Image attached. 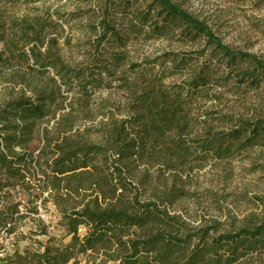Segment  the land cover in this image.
I'll use <instances>...</instances> for the list:
<instances>
[{
    "label": "trees",
    "instance_id": "trees-1",
    "mask_svg": "<svg viewBox=\"0 0 264 264\" xmlns=\"http://www.w3.org/2000/svg\"><path fill=\"white\" fill-rule=\"evenodd\" d=\"M90 17L95 37L77 64L65 60L52 34L60 24L23 20V59L38 80H20L29 94L21 90L0 104V229L14 233L25 217L20 203L6 202L9 190L34 189L27 211L36 214L39 199L44 207L50 202L66 242L47 235L36 248L14 250L7 264L77 263L79 255L86 264H264V217L222 232L193 226L173 210L185 192L135 171L138 164L175 170L192 156L227 159L264 147V58L225 44L174 0H103ZM160 38L197 48L132 62L128 77L126 42ZM111 80L124 100L100 102L98 140H84L77 119L95 116L92 93ZM227 91L257 99L237 114L195 112L201 100Z\"/></svg>",
    "mask_w": 264,
    "mask_h": 264
},
{
    "label": "rangeland",
    "instance_id": "rangeland-1",
    "mask_svg": "<svg viewBox=\"0 0 264 264\" xmlns=\"http://www.w3.org/2000/svg\"><path fill=\"white\" fill-rule=\"evenodd\" d=\"M102 1L0 0V59L4 61L0 64V104L21 90H26L29 94V89L20 83V80H38L36 73L28 68L31 62L23 59L22 48L28 52L29 46H24V38L21 37L26 24L23 20H53L60 24L61 27L56 29L57 33L52 34L59 35L61 53L65 60L70 64H77L84 60L82 55L87 50L88 42L95 37L92 31L95 19L90 17V14L98 9ZM174 1L208 24L225 44L264 58V0ZM118 4L117 2V6ZM118 20L125 19L119 17ZM47 28L48 32H55L52 28ZM123 48L125 60L122 69L129 77L133 76L128 69L132 62H141L167 50L192 52L196 50L197 45H181L174 40L160 38L128 40ZM176 80L178 75L167 78L165 82ZM109 85L110 87L105 86L92 93L90 106L95 116L77 119V127L80 128L84 140H98L96 128L100 115H96L97 105L108 101L107 103H114L116 106L124 100L119 81L111 80ZM261 96H264V92ZM254 99H257L254 93L234 95L227 91L219 100H201L197 103L195 112H207L209 116L206 118H217L216 112L237 114L243 112L245 104ZM53 121L54 119H51L49 124ZM212 122L217 124L216 120ZM86 129H91L90 133L86 132ZM37 146L35 141L30 144L33 150H36ZM145 166L137 165V177L145 171L146 174L143 175L148 181H152L151 183L165 180L169 186L173 184L185 192L186 197L179 199L173 205V210L193 226H211L222 232L256 223L264 217V147L256 146L227 159H200L192 156L189 163L175 170H166L164 166L159 165L146 168ZM33 194L38 192L34 189L25 191L16 188L9 190V196L5 197L6 202L20 203L19 208L25 217L16 223L14 233L6 235L4 230L0 229V264H7L6 257L16 249L22 251L25 248H36L45 241L47 235L53 237L55 243L66 242L65 231L58 223L59 214L50 202H45L44 207L39 199L35 203L37 213L27 211L31 206L28 200L35 202L31 198ZM42 227H46V234L41 232ZM67 264H86V259L79 255L77 263L71 260ZM236 264L259 263L256 260H248Z\"/></svg>",
    "mask_w": 264,
    "mask_h": 264
}]
</instances>
